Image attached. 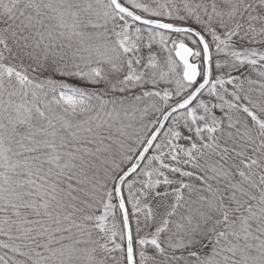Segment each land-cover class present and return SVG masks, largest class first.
Segmentation results:
<instances>
[{
  "label": "trees",
  "instance_id": "1",
  "mask_svg": "<svg viewBox=\"0 0 264 264\" xmlns=\"http://www.w3.org/2000/svg\"><path fill=\"white\" fill-rule=\"evenodd\" d=\"M232 3L228 22L212 23L213 36L191 21L149 17L203 35L211 52V80L180 113L193 124L187 119L173 129L180 114L173 116L143 165L123 184L135 264H264V0ZM53 7V0H0V264L79 262L83 251L92 264H126L113 187L98 180L114 170L130 141L119 140L113 149L106 145L122 136L114 133L107 112L128 108L134 98L140 104L151 100L158 107L154 128L189 89L182 88L180 97V89L158 82L147 91L140 85L122 91L125 59H101L96 49L112 46L120 26L136 24L88 8L73 16V24L60 23ZM77 22L84 26L82 37L76 34L71 41ZM179 36L171 35L169 48ZM196 47L194 61L201 64ZM219 47L225 52L215 55ZM59 51L62 57L55 55ZM87 70L95 73L93 90L78 86L84 83L79 74ZM134 83L127 81L126 89ZM61 90L81 95L75 109L63 106ZM199 117L207 118L198 122ZM162 136L158 163L154 148ZM147 160L158 167L157 194L179 193L158 235L135 227L124 195ZM203 213L212 229L185 237V221L198 222ZM181 235L195 239L180 248L166 245Z\"/></svg>",
  "mask_w": 264,
  "mask_h": 264
},
{
  "label": "rangeland",
  "instance_id": "2",
  "mask_svg": "<svg viewBox=\"0 0 264 264\" xmlns=\"http://www.w3.org/2000/svg\"><path fill=\"white\" fill-rule=\"evenodd\" d=\"M54 7L56 12L61 14L60 23L68 22L73 24V16L75 17L76 13L79 11H84L83 9H93L94 11H99L100 14L109 17H115L110 6L107 3V0H92L90 7L88 6L89 0H53ZM129 4V8L136 11L138 14L148 15V17H154L156 15H163L165 18H175L180 22L191 21L193 24L204 29L210 33L211 36L215 34V31L211 29L212 23H220V25L226 24L229 18V13L232 12V0H121ZM227 3V4H226ZM231 4V5H230ZM88 6V7H87ZM61 8V10H60ZM64 15V16H63ZM97 21V20H96ZM123 26V27H122ZM120 26L116 31V36L118 39L112 44V46L98 47L100 50L98 56L101 59H114L116 57L124 58L125 66L124 70L126 71V77L123 79V85L121 86L122 91H132L135 86L145 87L142 91H147L149 88H154L158 82H164L169 84L172 88H177L179 94L187 91L182 84L181 80V70L178 64L173 58L172 51V39L169 34L159 32L154 29L143 28L136 25L133 27L126 23ZM138 26V27H137ZM82 26L81 23H76V30L72 34V38L75 40V35L81 34L82 37ZM124 31L125 34L120 35L119 32ZM88 34H86L87 36ZM59 45H62V36H57ZM184 38V40H183ZM180 40V41H179ZM176 43L184 41L186 44L191 46L193 49L197 50L196 42L189 35H183L176 38ZM174 44V46H175ZM72 47V46H70ZM69 47V48H70ZM67 49V54L73 57L74 49ZM95 49V48H94ZM85 50V49H84ZM222 47H219L215 55H222L225 51H222ZM82 51V50H80ZM102 51V53H101ZM55 55H61L59 51ZM79 77L84 80L83 84H78L81 88H86L93 90L96 85L93 84L95 73L93 71L87 70L79 74ZM136 81L129 90L126 89V82L129 80ZM168 87V86H165ZM184 88V89H182ZM183 94H180L181 97ZM81 95L68 90L59 91V98L63 106L68 107V109H75L79 103ZM135 100V101H134ZM133 101L128 102V108L115 109L111 108L107 113L112 114L113 121L110 125L114 128V133L120 134L121 137L118 138H109L106 141L111 149L119 146V140L126 141L129 140L130 143L127 145L123 151L125 152L120 162L115 161L112 165L114 169L110 174L104 176L105 179L98 180V185L103 186V184L111 185L113 187L114 181L118 173L131 161L135 153L143 144L144 140L147 138L148 134L152 130L157 118H158V107L151 101L147 100L144 104L139 103L138 98H134ZM121 109H125L121 110ZM157 115L155 116L154 114ZM209 115V114H208ZM207 117L198 118V122L202 120L205 121ZM188 119V116L178 115L175 117V121L172 125L173 129L177 128V124ZM188 119L189 125L193 123ZM103 121L108 123L106 117H103ZM116 121V124L114 123ZM196 122V120H195ZM115 126V127H114ZM176 127V128H175ZM103 130V129H102ZM102 132V131H101ZM169 134L167 131L164 133L166 136ZM165 136H162L160 142L155 146L154 151L162 153L164 148L163 144L166 140ZM117 151V150H116ZM122 152V151H120ZM119 152V153H120ZM158 152V153H159ZM159 154L158 158L160 157ZM172 158V157H171ZM178 162L180 160L176 159ZM159 163V161H158ZM59 167L62 164H58ZM158 167L154 165L150 160H147L137 174L136 181H129L124 187V195L127 201V204L132 210V220L136 228H138L141 233H145L147 230L158 235L162 230L167 217L173 210V207L176 204V201L179 197L178 190L169 192L168 194H157L156 191V172ZM198 220V219H197ZM181 233L186 234L185 237L192 235L195 237V233L192 230L207 232L212 229V222H205V213L202 214L198 222L193 220H186ZM170 239V238H169ZM195 238H183L179 236L175 240L167 241L171 248H180L186 246L193 242ZM147 240V237H146ZM159 240V239H157ZM74 248V247H73ZM92 249V247H91ZM93 250V249H92ZM92 250L89 251L91 255ZM76 251L73 253L75 254ZM74 257V255H73ZM38 264H92L91 258L86 251H83L80 256L79 262H76L74 259H70L68 262L62 259L53 260L50 263L45 261H40Z\"/></svg>",
  "mask_w": 264,
  "mask_h": 264
},
{
  "label": "water",
  "instance_id": "3",
  "mask_svg": "<svg viewBox=\"0 0 264 264\" xmlns=\"http://www.w3.org/2000/svg\"><path fill=\"white\" fill-rule=\"evenodd\" d=\"M112 8L115 12L120 13L124 16H127L134 23L139 26L152 28L159 30L164 33L169 34H189L196 39L198 44L202 49V59H203V72L202 80L197 83V80L200 77L199 67L197 63L192 62V57L194 55V50L183 42H178L175 44L173 56L177 63L180 64L182 68V79L187 85H195V88L190 92L184 99L180 100L178 103L168 108L161 116L153 129L151 134L146 139L144 145L140 148L137 155L133 159L132 163L121 173L114 183L113 195L116 200L117 207L121 216L122 227H123V236L125 243V255H126V264H135L134 251H133V242H132V233L131 226L128 216V211L123 199L122 194V185L123 183L135 173L145 158L148 156L153 145L159 138L160 134L164 130L169 119L186 109H188L193 102L199 97V95L207 88L210 82V51L207 43L205 42L203 36L195 29L187 26H179L171 23H167L160 20L145 18L131 9L124 6L120 3L119 0H109Z\"/></svg>",
  "mask_w": 264,
  "mask_h": 264
}]
</instances>
